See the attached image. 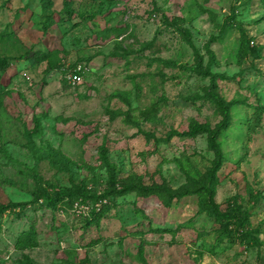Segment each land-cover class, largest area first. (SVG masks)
<instances>
[{
    "label": "rangeland",
    "instance_id": "obj_1",
    "mask_svg": "<svg viewBox=\"0 0 264 264\" xmlns=\"http://www.w3.org/2000/svg\"><path fill=\"white\" fill-rule=\"evenodd\" d=\"M231 11L261 47L258 60L237 63V33L224 24ZM260 16L257 0H0V57L9 64L0 74V264H139V250L147 264H264V200L250 208L248 220L257 246L216 242L217 226L196 215L194 196L171 200L169 208L133 192L107 197L106 213L87 226L88 202H74L78 213L73 203L64 212L32 203L34 163L26 148V133L37 124L30 135L37 151L58 150L80 178H96L98 194L108 189L102 145L119 184L141 176L145 185L162 179L175 189L184 182L180 167L203 173L212 159L204 136L162 141L190 120L211 128L220 120L215 106L198 98L207 79L183 70L193 64L184 30L202 66L227 77L216 80L217 95L241 101L229 109L230 125L217 139L225 162L214 201L221 209L232 199L249 208L245 185L264 195V111L254 131L246 130L256 101L264 109ZM49 48L56 50L52 71L24 58ZM79 62L88 72L71 87L63 71ZM35 169L43 183L67 187L66 175L45 161ZM30 228L36 247L17 250V237Z\"/></svg>",
    "mask_w": 264,
    "mask_h": 264
},
{
    "label": "trees",
    "instance_id": "obj_2",
    "mask_svg": "<svg viewBox=\"0 0 264 264\" xmlns=\"http://www.w3.org/2000/svg\"><path fill=\"white\" fill-rule=\"evenodd\" d=\"M104 1L112 2L114 0ZM257 1L261 6L260 20L264 21V0ZM44 7H46V5H44ZM152 14L154 15L155 13H150L149 16ZM224 24L228 29L237 33V46L235 49V59L237 60V63H240L242 60H249L250 62L258 60L260 58L261 47L252 43L251 38L247 36L242 25L235 21L233 11L225 17ZM220 32L222 33V30H220ZM179 33L182 35L185 44L191 49L193 59L192 66L183 67V70L190 72L196 77L207 79L208 85L202 90V94H200L198 98L205 99L213 104L217 113H219L220 120L214 124L212 128L205 122L190 120L184 131L177 132L170 129L165 133V137L162 141L167 142L172 138L194 139L198 136H204L205 148L212 154V159L209 161V166L205 171L203 173H198L192 169L185 171L180 167V171L183 172L184 175V182L175 189L168 187L166 182L162 179L159 184L151 182L149 185H145L142 182L141 176H129L119 184L115 178L112 165L107 160L106 149L102 145L99 148L98 156L106 175L105 185L108 189H106V192L98 194L95 187L97 185L96 178L94 177L90 180L80 178L75 163L70 161L58 150L47 146L44 153H39L37 151L34 143L30 141V135L36 133V124L32 133H26V136L29 139L26 148L29 153H31L34 163L32 168V179L35 189L32 194V203L44 204L51 211L61 210L64 212L65 208H69L75 201L81 203L88 202L90 210L86 215L87 219H85V225L88 226L91 224H97L98 220L106 213L104 200L107 197L125 195L129 192H133L135 197H155L165 208H169L171 200H178L186 196H194L197 208L196 215H203L217 226L215 235L216 242L220 243L224 241L227 244L239 243L245 247L257 246L259 244L255 237L257 230L250 227L248 220L251 216L250 208L254 207L259 201L264 200V195L257 193L253 194L250 188L245 185L244 188L247 191L248 202L250 204L249 208L242 209L240 205L237 204L236 200L232 199L231 201H225L224 208L221 209L220 205L214 201L215 188L218 184L217 172L225 162V158L221 153L217 139L230 125L229 109L240 104L241 101L226 102L217 95L215 92L216 80L226 81L228 80L227 77L220 74L210 73L209 63L202 66V56L189 40L188 32L182 30L179 31ZM210 42L211 41H209L208 44H210ZM206 47L207 46H205L204 49L205 54L208 60L212 61V54ZM33 56L34 58H30L28 55H24L25 60L30 61V66H36L41 62H45L47 72L56 68V50L49 48L47 50L35 51L33 52ZM6 60V58L0 57V74L9 66V64L6 63ZM155 62L162 65L173 66L171 62L163 60H155ZM65 72L63 71L64 74ZM251 109L253 110L254 115L252 121H250L246 127L247 134L254 131V127L258 125L260 115L264 111V109L258 104V101H256V104L254 107L252 106ZM154 141L158 142L156 139H154ZM40 161H45L48 167L55 172L66 175L68 183L67 187L52 186L43 183L40 177L36 174L35 169ZM176 163L179 167V162L176 161ZM118 184L119 187L117 188ZM99 204L100 206L98 209H95ZM10 207H16L15 210H17V207L22 208V205L13 204ZM4 209L5 207H1V210ZM14 247L20 251L36 247V235L34 231L30 228L23 232L17 237ZM136 257L139 264H147L142 257L141 250H139Z\"/></svg>",
    "mask_w": 264,
    "mask_h": 264
},
{
    "label": "built area",
    "instance_id": "obj_3",
    "mask_svg": "<svg viewBox=\"0 0 264 264\" xmlns=\"http://www.w3.org/2000/svg\"><path fill=\"white\" fill-rule=\"evenodd\" d=\"M88 72V68L85 64L79 63L73 65L70 69H68L64 74V80L67 85L71 87H77L82 84L83 77ZM73 210L75 211L78 207V203H73ZM78 213L79 211H75Z\"/></svg>",
    "mask_w": 264,
    "mask_h": 264
}]
</instances>
